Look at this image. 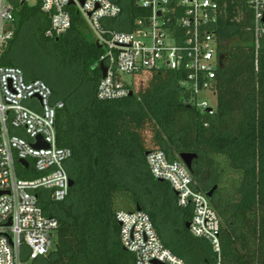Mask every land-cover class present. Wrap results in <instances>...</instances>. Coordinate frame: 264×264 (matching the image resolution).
<instances>
[{
	"label": "trees",
	"instance_id": "1",
	"mask_svg": "<svg viewBox=\"0 0 264 264\" xmlns=\"http://www.w3.org/2000/svg\"><path fill=\"white\" fill-rule=\"evenodd\" d=\"M220 8L214 33L221 64L210 114L190 104L177 71L139 74L131 96L98 100L102 49L83 21L72 14L71 29L49 40L38 6H18L0 66L21 69L12 49L25 34L47 44L54 52L50 59L73 77L67 87L50 76L27 77L21 69L64 104L56 114L57 146L72 152L65 164L73 181L66 200L54 203L48 192H38L44 214L59 226L55 249L32 264H135L120 243L116 214L137 207L173 255L186 264H217L210 243L185 228L191 209H180L170 185L151 176L146 153L156 150L169 161L196 154L189 171L194 189L206 195L217 186L209 202L220 218L219 264H264V37L256 51L247 0H222ZM21 253L26 261L27 248Z\"/></svg>",
	"mask_w": 264,
	"mask_h": 264
},
{
	"label": "built area",
	"instance_id": "2",
	"mask_svg": "<svg viewBox=\"0 0 264 264\" xmlns=\"http://www.w3.org/2000/svg\"><path fill=\"white\" fill-rule=\"evenodd\" d=\"M221 1L0 0V57L14 36L18 6H38L48 20L44 37L49 40L71 29L75 13L102 49L97 67L103 65L106 74L102 78L99 69L98 100L127 97L139 74L177 71L190 104L211 114L216 105L200 96H215L220 56L214 27ZM247 2L257 51L264 37V0ZM63 107L44 82L28 80L19 68L0 66V264H32L54 250L58 221L44 214L38 192H48L54 203L69 194L65 164L72 152L57 146L55 128L56 114ZM38 137L47 149L35 147ZM146 163L155 180L170 185L177 206L191 209L189 233L210 243L219 264L220 218L206 195L194 189L188 169L159 150L148 153ZM34 174L38 177L30 178ZM116 221L120 243L134 255L135 264H186L164 247L146 213L120 211ZM23 247L29 252L26 261L21 259Z\"/></svg>",
	"mask_w": 264,
	"mask_h": 264
},
{
	"label": "rangeland",
	"instance_id": "3",
	"mask_svg": "<svg viewBox=\"0 0 264 264\" xmlns=\"http://www.w3.org/2000/svg\"><path fill=\"white\" fill-rule=\"evenodd\" d=\"M86 33L90 38V33L88 31ZM224 44L226 45L227 43L224 42ZM49 53L54 52L51 51L47 44L43 41L41 43L39 41L33 43V38L25 34H20L16 41V46L12 49V54L16 57L17 65H21V69L27 77L50 76L55 81H58L59 84L69 87L73 82V77L68 71L69 69L65 67L61 68L58 61L50 59ZM211 95H201L200 99H207L209 100V104L215 106L216 94L215 96ZM52 249H55V244H53Z\"/></svg>",
	"mask_w": 264,
	"mask_h": 264
},
{
	"label": "water",
	"instance_id": "4",
	"mask_svg": "<svg viewBox=\"0 0 264 264\" xmlns=\"http://www.w3.org/2000/svg\"><path fill=\"white\" fill-rule=\"evenodd\" d=\"M221 58L219 57V63L221 64ZM99 69L101 71V74H102V78L105 77V74H106V70L104 68L103 65H100L99 66ZM132 95V92H130L129 96ZM37 144L35 147H43L45 149H47L49 146L47 144H45L42 139L40 137H38L37 139ZM148 153H146L147 155ZM197 158V155L196 154H189V153H184V154H181L179 155V160L185 165V167L188 169V171L191 170V166H192V163L193 161ZM19 163L26 167L27 166V163L24 162L23 160H20ZM159 182L163 183L162 180H160ZM73 186V181L70 180L69 181V188H72ZM217 190V186H214L211 190H209L207 193H206V197L208 199L211 198V196L213 195V193ZM136 211H141V208L140 207H137ZM7 226H10V221L8 222ZM185 228L188 230L189 229V223H186L185 224ZM8 240H9V243L12 244V240L11 238L8 237Z\"/></svg>",
	"mask_w": 264,
	"mask_h": 264
}]
</instances>
